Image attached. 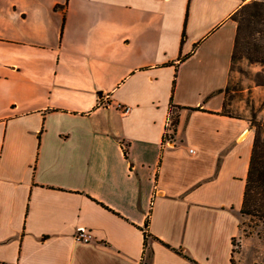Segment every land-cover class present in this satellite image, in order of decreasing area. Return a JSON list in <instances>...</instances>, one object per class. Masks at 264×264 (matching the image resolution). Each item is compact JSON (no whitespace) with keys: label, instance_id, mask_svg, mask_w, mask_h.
<instances>
[{"label":"crops","instance_id":"crops-1","mask_svg":"<svg viewBox=\"0 0 264 264\" xmlns=\"http://www.w3.org/2000/svg\"><path fill=\"white\" fill-rule=\"evenodd\" d=\"M246 1L0 0V264H234Z\"/></svg>","mask_w":264,"mask_h":264},{"label":"trees","instance_id":"trees-1","mask_svg":"<svg viewBox=\"0 0 264 264\" xmlns=\"http://www.w3.org/2000/svg\"><path fill=\"white\" fill-rule=\"evenodd\" d=\"M231 18L236 22V35L231 54V66L243 52V56L249 63H257L264 67V0H249L238 7ZM248 30V37L243 36V31ZM183 39V35H182ZM261 76V72H256L255 76ZM256 84L264 85L262 80H256ZM228 84L225 87V93ZM224 102V107H225ZM178 106L170 104V109ZM171 116V114H170ZM173 131L177 124L176 116H171ZM250 127L254 130L253 145L249 160L248 172L246 176L244 198L240 209L241 214L259 213L264 218V118L256 120L255 117L249 119ZM148 219H146L147 225ZM144 234V249L147 247V240L151 236L146 230ZM235 245V244H234ZM234 250V248H233Z\"/></svg>","mask_w":264,"mask_h":264},{"label":"rangeland","instance_id":"rangeland-1","mask_svg":"<svg viewBox=\"0 0 264 264\" xmlns=\"http://www.w3.org/2000/svg\"><path fill=\"white\" fill-rule=\"evenodd\" d=\"M248 32L247 29L244 30L243 36L248 37ZM256 72H261L262 75L256 77ZM263 76V66L249 63L243 52L238 54L231 67L224 111L237 116H247L248 119H263L264 85L255 82L262 80ZM240 228V240H234V264H264V218L257 212L244 213Z\"/></svg>","mask_w":264,"mask_h":264},{"label":"built area","instance_id":"built-area-1","mask_svg":"<svg viewBox=\"0 0 264 264\" xmlns=\"http://www.w3.org/2000/svg\"><path fill=\"white\" fill-rule=\"evenodd\" d=\"M127 107H125L123 110L127 111ZM173 129H172V124L170 118L167 119L166 122V128L164 131V144L167 145H173L174 144V136H173ZM75 238L78 241L81 242H87L89 239L88 232L84 228H78L76 233H75Z\"/></svg>","mask_w":264,"mask_h":264}]
</instances>
